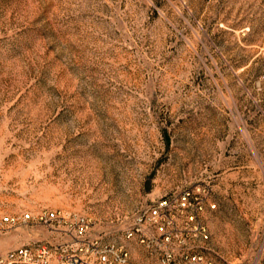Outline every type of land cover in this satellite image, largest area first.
Returning <instances> with one entry per match:
<instances>
[{"label": "rangeland", "instance_id": "obj_1", "mask_svg": "<svg viewBox=\"0 0 264 264\" xmlns=\"http://www.w3.org/2000/svg\"><path fill=\"white\" fill-rule=\"evenodd\" d=\"M46 211L135 264H253L264 0H0V220ZM75 241L22 222L0 256Z\"/></svg>", "mask_w": 264, "mask_h": 264}, {"label": "built area", "instance_id": "obj_2", "mask_svg": "<svg viewBox=\"0 0 264 264\" xmlns=\"http://www.w3.org/2000/svg\"><path fill=\"white\" fill-rule=\"evenodd\" d=\"M168 202L160 204L154 215L158 216L162 208H166ZM35 223L49 229H66L72 234L75 242L31 244L7 252L0 256V264H135L129 260L124 248L101 246L98 242H88V236L93 222L91 219L73 216L68 212L46 211L37 217L25 214L17 218L5 217L0 220V227L16 225L19 223ZM133 234H130L132 237ZM207 239V236H204ZM264 244L262 252L254 260L253 264H264ZM165 264H214L205 259L203 255L186 256L182 262H177L170 252L163 260Z\"/></svg>", "mask_w": 264, "mask_h": 264}]
</instances>
